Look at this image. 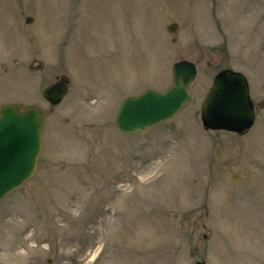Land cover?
I'll use <instances>...</instances> for the list:
<instances>
[{
    "label": "rangeland",
    "instance_id": "rangeland-1",
    "mask_svg": "<svg viewBox=\"0 0 264 264\" xmlns=\"http://www.w3.org/2000/svg\"><path fill=\"white\" fill-rule=\"evenodd\" d=\"M179 58L196 66L185 105L119 131V100L165 88ZM224 66L253 101L241 134L200 122ZM2 102L37 103L44 125L33 173L0 199V264H264V0H0Z\"/></svg>",
    "mask_w": 264,
    "mask_h": 264
},
{
    "label": "water",
    "instance_id": "water-1",
    "mask_svg": "<svg viewBox=\"0 0 264 264\" xmlns=\"http://www.w3.org/2000/svg\"><path fill=\"white\" fill-rule=\"evenodd\" d=\"M30 18H26L28 21ZM175 21L165 28L173 32ZM44 63L35 57L26 68L42 69ZM171 81L163 89L146 87L123 96L114 114L119 131L132 132L168 119L190 98L189 82L196 73L195 63L187 58L174 60L170 66ZM68 76L60 73L41 89L50 107L61 100L68 88ZM254 106L248 92V82L238 69L224 66L214 72L199 107V118L205 129H224L244 133L254 121ZM44 125L43 110L37 103H0V199L20 185L34 171L40 148V133ZM236 173H232L235 176ZM50 262V258H46ZM190 264H206L196 258Z\"/></svg>",
    "mask_w": 264,
    "mask_h": 264
}]
</instances>
